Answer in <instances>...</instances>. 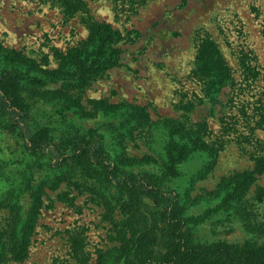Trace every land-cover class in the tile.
<instances>
[{
  "label": "rangeland",
  "instance_id": "obj_1",
  "mask_svg": "<svg viewBox=\"0 0 264 264\" xmlns=\"http://www.w3.org/2000/svg\"><path fill=\"white\" fill-rule=\"evenodd\" d=\"M101 22L122 34L115 43L120 59L82 91L90 115L85 125L119 128L127 110L102 114L95 102L105 101L136 105L153 122L168 119L198 131L212 154H192L169 183L186 216H203L191 228L194 241L241 245L255 238L252 227H264V173L237 201L210 211L224 181L264 160V0H0V42L47 69L57 67L55 52L80 45L88 25ZM210 43L222 62L219 76L202 67L201 50ZM158 132L126 142L128 155L154 159L139 169L159 171ZM26 161L0 131V247H9L5 234L21 225L1 199ZM208 161L211 169L197 177ZM73 176L45 189L26 257L1 264H95L99 253L120 245L125 226L118 208L104 206L100 198L107 193L92 180ZM19 199L22 214L29 194Z\"/></svg>",
  "mask_w": 264,
  "mask_h": 264
},
{
  "label": "trees",
  "instance_id": "obj_2",
  "mask_svg": "<svg viewBox=\"0 0 264 264\" xmlns=\"http://www.w3.org/2000/svg\"><path fill=\"white\" fill-rule=\"evenodd\" d=\"M88 28L90 33L83 43L66 53L55 52L54 69L41 67L0 42V131L11 137L28 159L1 199L8 202L14 222L21 221V225L5 234L9 247L1 244L0 264L26 257L45 189L69 183L73 175L101 187L107 193L100 198L104 206L117 207L124 217L120 245L99 253L95 264H264L263 226L252 227L257 238L241 245L223 241L200 244L193 239L191 228L203 216H186L180 195L169 183L181 176L179 166L192 154H212L198 131L173 120L153 122L146 110L136 105L122 107L105 101L95 102L102 114L127 110L119 128L85 125L90 115L81 104V93L91 81L118 65L120 51L115 43L123 39L105 22L91 23ZM200 58L205 72L222 73V62L211 43L204 45ZM51 84L57 87H49ZM153 131H159L162 139L157 172L139 169L154 159L132 157L125 146L133 138H153ZM213 164L206 162L197 177ZM262 173L264 160L257 159L251 171L224 181L222 198L210 212L237 201ZM25 192L29 201L21 214L18 202Z\"/></svg>",
  "mask_w": 264,
  "mask_h": 264
}]
</instances>
